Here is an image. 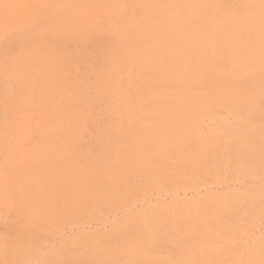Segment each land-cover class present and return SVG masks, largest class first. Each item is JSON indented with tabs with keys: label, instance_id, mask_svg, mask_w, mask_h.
Instances as JSON below:
<instances>
[{
	"label": "rangeland",
	"instance_id": "1",
	"mask_svg": "<svg viewBox=\"0 0 264 264\" xmlns=\"http://www.w3.org/2000/svg\"><path fill=\"white\" fill-rule=\"evenodd\" d=\"M0 264H264V0H0Z\"/></svg>",
	"mask_w": 264,
	"mask_h": 264
}]
</instances>
